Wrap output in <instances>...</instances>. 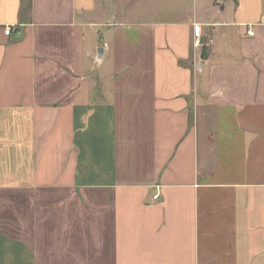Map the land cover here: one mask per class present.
Here are the masks:
<instances>
[{"label": "crops", "instance_id": "0c3cea01", "mask_svg": "<svg viewBox=\"0 0 264 264\" xmlns=\"http://www.w3.org/2000/svg\"><path fill=\"white\" fill-rule=\"evenodd\" d=\"M0 264H264V0H0Z\"/></svg>", "mask_w": 264, "mask_h": 264}, {"label": "built area", "instance_id": "2783aa9c", "mask_svg": "<svg viewBox=\"0 0 264 264\" xmlns=\"http://www.w3.org/2000/svg\"><path fill=\"white\" fill-rule=\"evenodd\" d=\"M5 32H6V34H11L12 32H13V27L12 26H10V25H7L6 26V28H5ZM248 33L250 34V35H254V31H253V29H249L248 30Z\"/></svg>", "mask_w": 264, "mask_h": 264}, {"label": "rangeland", "instance_id": "374dc122", "mask_svg": "<svg viewBox=\"0 0 264 264\" xmlns=\"http://www.w3.org/2000/svg\"><path fill=\"white\" fill-rule=\"evenodd\" d=\"M136 15V14H135Z\"/></svg>", "mask_w": 264, "mask_h": 264}]
</instances>
